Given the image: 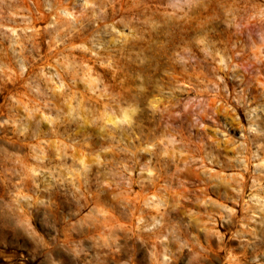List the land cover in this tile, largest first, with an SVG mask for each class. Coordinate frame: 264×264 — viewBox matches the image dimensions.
I'll use <instances>...</instances> for the list:
<instances>
[{
	"label": "rangeland",
	"instance_id": "obj_1",
	"mask_svg": "<svg viewBox=\"0 0 264 264\" xmlns=\"http://www.w3.org/2000/svg\"><path fill=\"white\" fill-rule=\"evenodd\" d=\"M263 154L264 0H0V264H264Z\"/></svg>",
	"mask_w": 264,
	"mask_h": 264
},
{
	"label": "bare ground",
	"instance_id": "obj_2",
	"mask_svg": "<svg viewBox=\"0 0 264 264\" xmlns=\"http://www.w3.org/2000/svg\"><path fill=\"white\" fill-rule=\"evenodd\" d=\"M87 2V1H86ZM70 15V14H69ZM60 25H63V24H60ZM29 28V27H28ZM56 28H57V26H56ZM55 28V29H56ZM60 29V28H59ZM54 30V29H53ZM58 31V30H57ZM59 32V31H58ZM56 35V34H55ZM57 35H59V34H57ZM59 37V36H58ZM72 62V61H71ZM67 64V63H66ZM95 76V75H94ZM93 77V76H92ZM93 80H94V78H93ZM244 107V106H243ZM131 114H132V112L131 111H123L122 112V119L123 120H125L126 122H130V119H131ZM113 125H116V122L115 121H112L111 122ZM252 126H255L254 124H252ZM251 126V127H252ZM249 127H250V125H249ZM258 129V128H257ZM259 132V131H258ZM257 132V133H258ZM253 133H255V131L253 132ZM254 137V139L255 140H259L258 138V136L257 135H254L253 136ZM256 137V138H255ZM251 142H253V143H256L254 140H251ZM250 143V142H249ZM259 148L257 147V149L256 150H258ZM244 150V149H243ZM262 161H264V154H263V156H262ZM255 182V181H254ZM245 183V182H244ZM244 184L243 183H240V186H243ZM243 234V233H242Z\"/></svg>",
	"mask_w": 264,
	"mask_h": 264
}]
</instances>
